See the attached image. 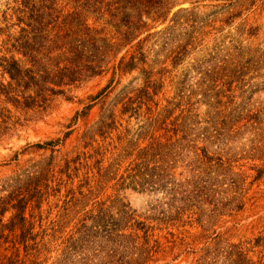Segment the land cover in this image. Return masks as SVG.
<instances>
[{
    "label": "trees",
    "instance_id": "trees-1",
    "mask_svg": "<svg viewBox=\"0 0 264 264\" xmlns=\"http://www.w3.org/2000/svg\"><path fill=\"white\" fill-rule=\"evenodd\" d=\"M164 5L165 0L5 2L0 10V143L15 134L20 124L16 113L45 110L55 97L108 73L112 76L97 95L88 97L90 103L76 112L68 127L79 119L87 126L99 101L92 125L79 130L69 146L66 142L76 129L63 139L29 146L43 150L42 157L17 164L12 174L0 179V264H48L54 251L52 264H169L190 254V264H264V222L257 234L238 243L207 234L211 220L242 206L227 209L238 195L224 202L229 195L224 186L232 192L237 184L225 167L227 161L197 145V138L209 141L212 136L205 130L201 136L193 134V106L184 100L182 89V95L177 92L164 105L156 100L166 71L157 67L165 61L148 64L145 45L153 37L168 45L163 35L181 25V11L163 31L140 36L162 18ZM129 45L131 50L117 60ZM239 51L216 58L205 79L236 75L243 68L244 51ZM185 53L186 46H177L166 59L175 67ZM136 71L140 86H132L139 79L134 78L107 103L121 79ZM132 119L142 122L137 129L128 127ZM20 154L24 151L11 161H19ZM181 166L190 167L191 178L178 179ZM263 176L264 168L257 169L253 183ZM122 188L165 194L169 209L156 219L164 226L138 219L116 195ZM193 227L202 232L191 231Z\"/></svg>",
    "mask_w": 264,
    "mask_h": 264
},
{
    "label": "rangeland",
    "instance_id": "rangeland-1",
    "mask_svg": "<svg viewBox=\"0 0 264 264\" xmlns=\"http://www.w3.org/2000/svg\"><path fill=\"white\" fill-rule=\"evenodd\" d=\"M6 1L0 0V10L5 8ZM165 4L161 11L162 18L151 22V29L140 36L143 39L149 33L163 31L172 25L170 20L175 13L181 11L178 15L181 25L175 27L173 33L163 35L168 45H163L162 39L156 41L158 37L151 38L145 45L148 64L158 60L165 61L164 65L157 67L165 68L166 71L162 75V88L156 100L164 105L166 99L171 100L177 92L182 95L183 91L184 100H188L193 106L192 114L196 121L192 128L193 134L201 136L200 133L205 130L212 136L209 141L197 138V145L207 146L211 156L228 162L225 167L230 168V177L237 184V188L231 192L230 186H224L229 190L224 202H229L231 196L237 192L238 199L227 209L238 203L242 209L226 210L223 215L211 220L207 234L211 237L221 235L230 242L238 243L257 234L264 222V176L253 183L257 169L264 168V0H165ZM177 46H186V53L174 67L172 61L166 57ZM241 48L244 54L240 66L243 65V68H238L237 71H240L236 75L220 77L214 82L205 79V72L216 67V58L226 54L238 55ZM127 50H131V45L122 50L117 60ZM111 76L108 73L74 89L67 93L69 98L55 97L45 110L16 113L20 117V124L15 128V134L0 143V179L12 174L18 168L17 164L24 165L30 159L39 160L42 157L43 150L37 151L29 146L63 139L67 131L76 129L72 138L66 142L69 146L79 130L92 125L98 119L100 111L98 100L87 118V126L86 120L79 119L68 127L76 112L90 103L88 97L97 95L107 86ZM139 76L136 71L124 76L119 85L114 83L111 88L116 86V89L109 94L107 103L112 101L121 88ZM141 81L140 78L132 81V86L139 87ZM208 89H212V92L209 93L210 96L204 97ZM216 95L219 97L216 98ZM250 117L253 120L247 123ZM126 120L127 117L123 120L124 125L128 124ZM141 123L132 119L128 127L137 129ZM251 123L255 126L250 127ZM210 126L215 129H204ZM22 151L24 154L19 155V161H11L16 152ZM49 154L50 151L45 153L47 156ZM10 162L12 164L7 167L5 164ZM189 168H177L180 181L192 177ZM116 195L138 215V219H147V223L156 228L164 226L156 219L161 218L169 209L165 194L122 188L116 191ZM43 209L47 210L48 206L45 204ZM6 216L8 218L10 213ZM191 231L202 232L196 227ZM164 233L165 230L155 231V234ZM210 240L196 244L194 250H199ZM56 256L57 251L50 253L48 264H52ZM193 258L194 254H190L169 264H190ZM165 263L167 261L160 260L155 264Z\"/></svg>",
    "mask_w": 264,
    "mask_h": 264
}]
</instances>
